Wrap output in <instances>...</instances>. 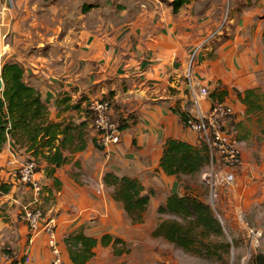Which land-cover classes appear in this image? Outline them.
Instances as JSON below:
<instances>
[{
  "label": "crops",
  "instance_id": "obj_1",
  "mask_svg": "<svg viewBox=\"0 0 264 264\" xmlns=\"http://www.w3.org/2000/svg\"><path fill=\"white\" fill-rule=\"evenodd\" d=\"M173 1L17 0L16 8L4 13L0 61L24 67L25 81L41 93L50 121L86 122L90 103L108 99L114 117L128 125L120 145L106 152L94 143L89 119L86 150L66 153L70 162L53 178L37 172L40 207L56 221L65 264H72L64 243L71 233L123 240L118 225L130 219L111 198L106 173L136 179L153 192L147 212L158 211L172 194L186 195L179 181L186 176H168L160 167L170 141L200 146L183 116L224 102L234 112L231 126L243 165L254 153H264V0H193L177 13ZM4 3L0 0V8ZM227 8L229 21L221 28ZM49 33L52 43L42 42ZM23 35L41 39L40 49L31 54ZM202 87L209 89L208 97L194 102L192 92ZM27 158L11 141L0 154V183L10 187L0 201V264L14 260L6 255L17 262L29 254L35 264L52 258L47 235L33 236L18 218L35 200L17 175ZM233 174L240 182L244 167ZM107 251L113 253L99 245L87 264Z\"/></svg>",
  "mask_w": 264,
  "mask_h": 264
},
{
  "label": "trees",
  "instance_id": "obj_2",
  "mask_svg": "<svg viewBox=\"0 0 264 264\" xmlns=\"http://www.w3.org/2000/svg\"><path fill=\"white\" fill-rule=\"evenodd\" d=\"M192 1L174 0L171 7L177 13ZM0 78L4 83V89L0 91V154L11 141L17 150L28 156V161L37 163V172L44 170L47 177L53 178L59 168L70 162L66 153L86 150L91 113H88L89 119L80 124L52 122L47 103L39 90L26 83L25 69L21 64H2L0 61ZM183 117L186 121L187 117ZM120 121L124 131L128 125L125 120ZM94 143L97 144L96 140ZM209 164L210 158L204 144L197 147L176 140L168 143L160 161L165 174L178 178L200 174ZM104 184L112 190L111 198L122 205L130 221L134 225L142 224L153 192H146L136 179L119 177L114 173L105 174ZM56 186L59 187V184L56 183ZM1 189L4 193L10 191L6 184H1ZM157 213L160 216L171 215L173 219H161L153 231L154 238L165 239L186 252L209 258L219 254L220 250L230 253L231 245L213 208L198 197L172 194ZM124 242L109 234L100 239L87 236L83 230L69 234L64 240L72 264H87L94 258V250L99 245L111 248L114 256L121 257L128 253L119 247ZM250 263L264 264V255L254 256Z\"/></svg>",
  "mask_w": 264,
  "mask_h": 264
},
{
  "label": "rangeland",
  "instance_id": "obj_3",
  "mask_svg": "<svg viewBox=\"0 0 264 264\" xmlns=\"http://www.w3.org/2000/svg\"><path fill=\"white\" fill-rule=\"evenodd\" d=\"M50 25L55 27L53 23ZM50 34L42 42L52 43ZM25 37L23 35V39ZM40 41L37 36L26 37L24 44L29 42V49H32L30 52L34 54L41 47L38 46ZM21 43L22 40L17 45L21 47ZM87 117L89 118L88 113ZM248 164L242 166L245 172L243 180L237 183L236 177L233 186L221 184L214 194L204 179V175L211 171L210 165L200 174L179 179L186 194L211 205L224 228L226 240L231 245L229 254L220 250L219 254L211 258L199 256L186 252L165 239L154 238L152 234L159 221L173 217L160 216L157 210L151 209L144 214V221L140 225H132L129 220H123L118 225V232L125 241L119 247L128 253L121 257L114 256L110 251L100 253L93 264H251L254 256L264 255V153H254ZM214 241L217 243V240Z\"/></svg>",
  "mask_w": 264,
  "mask_h": 264
},
{
  "label": "built area",
  "instance_id": "obj_4",
  "mask_svg": "<svg viewBox=\"0 0 264 264\" xmlns=\"http://www.w3.org/2000/svg\"><path fill=\"white\" fill-rule=\"evenodd\" d=\"M4 6L0 8V30L3 24L4 13L16 8L17 0H4ZM229 21V8H227L221 28ZM2 55H0V60ZM191 64L193 61H190ZM187 82L191 88L194 84L191 69L187 74ZM209 89L200 88L192 92L194 102L207 98ZM92 126L96 131V141L104 151L109 152L112 147L120 145L122 141V123L113 115V106L108 99H100L90 103ZM234 112L232 107L221 101H213L208 112H198L197 116H188L185 125L195 132L200 144L207 147L210 158L209 173L204 175L212 194L221 184L233 186L235 184L234 172L243 165V156L240 141L233 135L231 119ZM37 163L34 160L27 161L18 171L19 181L29 186L35 193L32 206L25 207L18 214L21 222L27 225L33 236L43 231L47 235V244L52 258L49 264H65L62 249L60 247L57 224L55 219H49L40 207L39 197L42 192V184L37 178ZM0 183V201L4 197ZM216 196V194H215ZM11 264H35L29 254H24L17 262L14 257L6 255Z\"/></svg>",
  "mask_w": 264,
  "mask_h": 264
},
{
  "label": "water",
  "instance_id": "obj_5",
  "mask_svg": "<svg viewBox=\"0 0 264 264\" xmlns=\"http://www.w3.org/2000/svg\"><path fill=\"white\" fill-rule=\"evenodd\" d=\"M4 89V83L3 80L0 78V91Z\"/></svg>",
  "mask_w": 264,
  "mask_h": 264
}]
</instances>
